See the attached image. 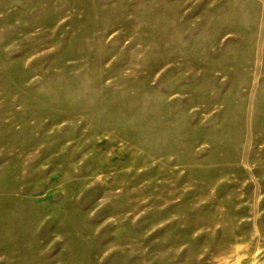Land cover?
Segmentation results:
<instances>
[{
    "label": "rangeland",
    "instance_id": "rangeland-1",
    "mask_svg": "<svg viewBox=\"0 0 264 264\" xmlns=\"http://www.w3.org/2000/svg\"><path fill=\"white\" fill-rule=\"evenodd\" d=\"M0 264H264V0H0Z\"/></svg>",
    "mask_w": 264,
    "mask_h": 264
}]
</instances>
